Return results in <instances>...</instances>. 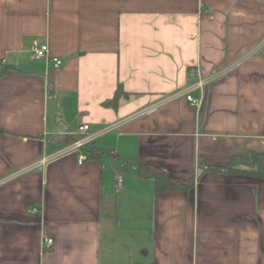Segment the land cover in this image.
<instances>
[{"label": "crops", "instance_id": "crops-1", "mask_svg": "<svg viewBox=\"0 0 264 264\" xmlns=\"http://www.w3.org/2000/svg\"><path fill=\"white\" fill-rule=\"evenodd\" d=\"M199 78L200 108L173 98ZM253 172L264 0H0V264H264Z\"/></svg>", "mask_w": 264, "mask_h": 264}, {"label": "built area", "instance_id": "built-area-1", "mask_svg": "<svg viewBox=\"0 0 264 264\" xmlns=\"http://www.w3.org/2000/svg\"><path fill=\"white\" fill-rule=\"evenodd\" d=\"M33 58L36 60H51L56 68L62 66L63 61L59 58L49 57V47L48 45H39L38 43H33L32 45ZM194 73V72H193ZM208 81L199 78L197 81L193 82L187 86L182 92L177 93L173 98H178L179 96H184L187 102L197 108H200L204 101L205 86ZM198 93L195 96V93ZM90 127L89 125H82L79 127L78 136L80 138L75 142L71 143L68 147L64 148L61 152V156L78 153L79 154V164H83L88 159V154L82 151V147L86 144H90L94 140V136H89ZM123 166V165H122ZM121 166V169H122ZM125 177L123 173L116 172L115 174V186L117 190H121L124 187ZM52 240H48L46 245L51 246Z\"/></svg>", "mask_w": 264, "mask_h": 264}, {"label": "trees", "instance_id": "trees-1", "mask_svg": "<svg viewBox=\"0 0 264 264\" xmlns=\"http://www.w3.org/2000/svg\"><path fill=\"white\" fill-rule=\"evenodd\" d=\"M122 93V89L121 86L118 87L117 91H116V95L114 96V98L110 101L107 102V104L112 105L115 104V102H117L118 100V96L119 94ZM80 138V136H76V137H69V140H67V143H73L76 140H78ZM96 150L94 147L91 146V144H86L85 146L82 147V151L85 153H89L90 155H95ZM251 175H255L257 177H264V174L258 173V172H253L250 173ZM142 176L148 177V178H152L155 184V189L156 192H162V191H166L169 189H182L183 187L181 186H174L168 183V180L166 179V177L161 176V175H155V174H151L149 172H142Z\"/></svg>", "mask_w": 264, "mask_h": 264}]
</instances>
